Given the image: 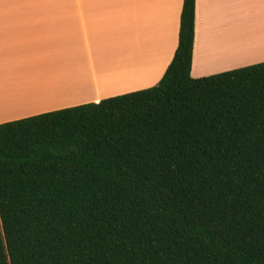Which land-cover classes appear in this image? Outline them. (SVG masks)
I'll return each instance as SVG.
<instances>
[{
  "label": "trees",
  "instance_id": "16d2710c",
  "mask_svg": "<svg viewBox=\"0 0 264 264\" xmlns=\"http://www.w3.org/2000/svg\"><path fill=\"white\" fill-rule=\"evenodd\" d=\"M0 125V264H264V63Z\"/></svg>",
  "mask_w": 264,
  "mask_h": 264
},
{
  "label": "crops",
  "instance_id": "0c3cea01",
  "mask_svg": "<svg viewBox=\"0 0 264 264\" xmlns=\"http://www.w3.org/2000/svg\"><path fill=\"white\" fill-rule=\"evenodd\" d=\"M183 3L0 0V125L157 86ZM260 63L264 0H196L193 78Z\"/></svg>",
  "mask_w": 264,
  "mask_h": 264
},
{
  "label": "rangeland",
  "instance_id": "374dc122",
  "mask_svg": "<svg viewBox=\"0 0 264 264\" xmlns=\"http://www.w3.org/2000/svg\"><path fill=\"white\" fill-rule=\"evenodd\" d=\"M252 19V16L250 17ZM263 53V52H262ZM206 62V61H205Z\"/></svg>",
  "mask_w": 264,
  "mask_h": 264
}]
</instances>
